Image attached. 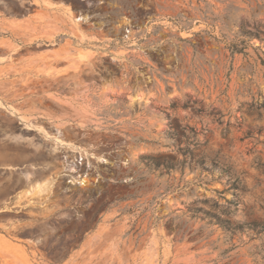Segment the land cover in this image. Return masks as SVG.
Here are the masks:
<instances>
[{"label": "rangeland", "instance_id": "rangeland-1", "mask_svg": "<svg viewBox=\"0 0 264 264\" xmlns=\"http://www.w3.org/2000/svg\"><path fill=\"white\" fill-rule=\"evenodd\" d=\"M44 1L0 0V264H264V0Z\"/></svg>", "mask_w": 264, "mask_h": 264}, {"label": "trees", "instance_id": "trees-1", "mask_svg": "<svg viewBox=\"0 0 264 264\" xmlns=\"http://www.w3.org/2000/svg\"><path fill=\"white\" fill-rule=\"evenodd\" d=\"M228 212H230V211L228 210ZM218 219L221 222H223V223H229V220L228 219H220V218H218ZM243 225H248L251 228H253L254 230H256L257 232L264 231V223H257L255 221H251V222H248V223L239 224L238 227H243Z\"/></svg>", "mask_w": 264, "mask_h": 264}, {"label": "crops", "instance_id": "crops-1", "mask_svg": "<svg viewBox=\"0 0 264 264\" xmlns=\"http://www.w3.org/2000/svg\"><path fill=\"white\" fill-rule=\"evenodd\" d=\"M44 2H45V1L42 0V4H43L44 6H46V7H52V6H50V5L45 4Z\"/></svg>", "mask_w": 264, "mask_h": 264}]
</instances>
